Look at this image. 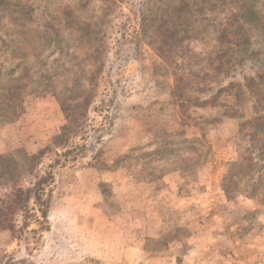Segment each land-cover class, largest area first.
Segmentation results:
<instances>
[{"label": "rangeland", "instance_id": "obj_1", "mask_svg": "<svg viewBox=\"0 0 264 264\" xmlns=\"http://www.w3.org/2000/svg\"><path fill=\"white\" fill-rule=\"evenodd\" d=\"M15 1L28 8L0 11V155L23 169L0 179V207L13 223L0 231V264H264V147L249 136L261 113L244 81L254 66L212 68V26L159 56L140 27L150 0H119L86 119L57 141L67 123L59 97L84 94L99 66L75 28L105 4ZM223 7L210 18L217 29ZM17 10L31 19L15 20ZM67 16L78 20L71 30L60 22ZM182 73L184 105L172 92ZM39 179L47 219L33 200L6 208L15 188Z\"/></svg>", "mask_w": 264, "mask_h": 264}, {"label": "trees", "instance_id": "obj_2", "mask_svg": "<svg viewBox=\"0 0 264 264\" xmlns=\"http://www.w3.org/2000/svg\"><path fill=\"white\" fill-rule=\"evenodd\" d=\"M13 1L0 0V11L6 12L13 7H23L24 9L28 5L20 1ZM102 1L105 4V9L99 17L96 20L92 19L86 23L84 22L79 29L75 28L78 40L85 48V55L90 60L99 62V66L89 72L84 94L76 97L69 95L59 97L67 123L55 136L54 139L57 141L69 138L73 133H77L82 126V122L86 119L90 102L96 96L99 73L103 69V60L107 56L105 44L107 18L112 5L119 0ZM150 2L144 5L147 6V11L143 10L141 12L140 27L143 37L147 39L148 44L159 56H164L165 50L166 52L174 51L177 48H182L186 42L193 43V41H197L199 34L205 33L206 28L212 26L214 27L212 32H215V35L210 38V41L216 47L209 58V65L212 68L222 72L228 63L243 64L249 62L254 66V75L245 77L244 81L261 114L250 121L249 124L253 132L249 136L256 145L264 147L260 137L264 135V0H150ZM149 5L158 8L157 10L154 8L148 9ZM220 5H224L222 9L223 11L226 10L227 15L226 23L221 29H217L216 23L211 25L210 18ZM21 11H14L10 13V16H14L13 18L17 20L23 14L24 18L31 19L32 11L27 10L25 13H23V10ZM15 15L18 17H15ZM62 20H64L65 27L69 30L74 28L73 16L61 17L60 22ZM68 20L70 23H68ZM73 22L77 23L78 20ZM206 38L202 37L200 40L204 41ZM187 87L188 79L185 74L176 75L172 92L181 105L187 102L184 98ZM222 90L224 89H219L218 93ZM208 101H211V99L200 100V103ZM17 167L23 169L20 162H15L11 157L7 158L0 155V179L13 181L14 179L11 178L19 173ZM43 183H45V180L39 179V182L35 183L32 189L15 188L6 199L8 201V207L6 208L13 213L33 200L41 210L42 217L47 219L48 213L45 205L48 202L42 201V189H40ZM4 202L5 200L2 201V203ZM3 211L0 207V231L12 230L13 223H9L8 217Z\"/></svg>", "mask_w": 264, "mask_h": 264}]
</instances>
